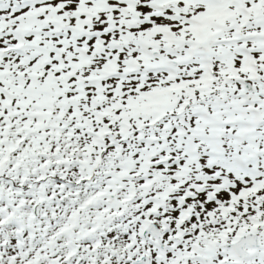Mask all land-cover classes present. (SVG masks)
I'll use <instances>...</instances> for the list:
<instances>
[{
	"label": "snow or ice",
	"instance_id": "obj_1",
	"mask_svg": "<svg viewBox=\"0 0 264 264\" xmlns=\"http://www.w3.org/2000/svg\"><path fill=\"white\" fill-rule=\"evenodd\" d=\"M0 264H264V0H0Z\"/></svg>",
	"mask_w": 264,
	"mask_h": 264
}]
</instances>
